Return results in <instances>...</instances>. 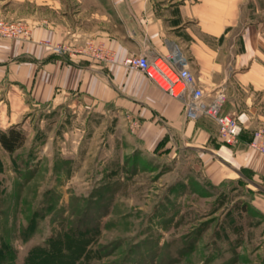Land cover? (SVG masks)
Instances as JSON below:
<instances>
[{"label":"crops","instance_id":"1","mask_svg":"<svg viewBox=\"0 0 264 264\" xmlns=\"http://www.w3.org/2000/svg\"><path fill=\"white\" fill-rule=\"evenodd\" d=\"M2 15L29 23L31 35L0 39V133L38 107L80 102L115 118L132 149L196 161L208 185H244L264 209V154L248 146L264 127V1L0 0ZM91 40L111 62L74 52ZM43 41L70 50L56 55ZM175 47L198 85L225 88L223 111L243 126L238 142H226L211 117L188 119L180 98L124 64Z\"/></svg>","mask_w":264,"mask_h":264},{"label":"rangeland","instance_id":"2","mask_svg":"<svg viewBox=\"0 0 264 264\" xmlns=\"http://www.w3.org/2000/svg\"><path fill=\"white\" fill-rule=\"evenodd\" d=\"M115 120L73 101L24 116L23 145L0 144V252L23 264L52 239L62 254L83 249L75 264H264L250 189L132 149Z\"/></svg>","mask_w":264,"mask_h":264},{"label":"built area","instance_id":"3","mask_svg":"<svg viewBox=\"0 0 264 264\" xmlns=\"http://www.w3.org/2000/svg\"><path fill=\"white\" fill-rule=\"evenodd\" d=\"M31 35V26L23 20L7 19L0 16V39L28 38ZM56 55H62L70 50V47L62 43L43 41ZM74 52L85 54L101 62H111V51L95 43L88 41L85 46L79 47ZM124 64L129 68H138L144 71L160 87L180 98L184 106V114L190 120H197L202 116L214 119L218 125L221 137L228 143L238 142L243 126L236 116L223 111L226 101V90L220 86L211 92H207L197 84L194 73L186 64L185 58L177 47L168 55L142 54L129 56ZM155 71L164 83L154 75ZM248 146L264 154V127L253 131V137Z\"/></svg>","mask_w":264,"mask_h":264},{"label":"trees","instance_id":"4","mask_svg":"<svg viewBox=\"0 0 264 264\" xmlns=\"http://www.w3.org/2000/svg\"><path fill=\"white\" fill-rule=\"evenodd\" d=\"M24 141L25 133L17 125L0 133V144L9 153L14 152L21 147ZM48 242L49 243L45 246L32 250L23 264H39L41 260H45V264H54V261L55 263L62 262L63 264H75L78 260V256H81V253L83 252V249L80 247L79 252L74 256H70L67 255L69 252L68 250L70 249L66 247V245H62V251H64L62 254L56 250V248L59 247L57 246V241L51 239ZM0 264H15V257H13L12 254L2 251L0 252Z\"/></svg>","mask_w":264,"mask_h":264},{"label":"bare ground","instance_id":"5","mask_svg":"<svg viewBox=\"0 0 264 264\" xmlns=\"http://www.w3.org/2000/svg\"><path fill=\"white\" fill-rule=\"evenodd\" d=\"M152 72H153L154 75L160 80V82L164 83L163 79L160 78V76H159L155 71L152 70Z\"/></svg>","mask_w":264,"mask_h":264}]
</instances>
